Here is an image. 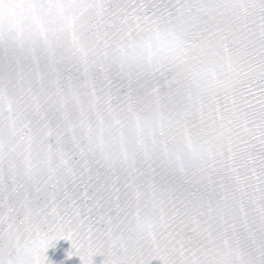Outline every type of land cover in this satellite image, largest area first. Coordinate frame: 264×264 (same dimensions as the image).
Wrapping results in <instances>:
<instances>
[{
	"label": "snow or ice",
	"instance_id": "1",
	"mask_svg": "<svg viewBox=\"0 0 264 264\" xmlns=\"http://www.w3.org/2000/svg\"><path fill=\"white\" fill-rule=\"evenodd\" d=\"M0 264H264V0H0Z\"/></svg>",
	"mask_w": 264,
	"mask_h": 264
}]
</instances>
